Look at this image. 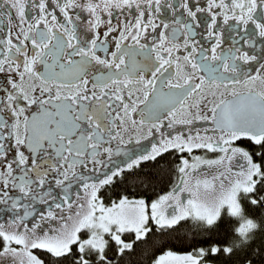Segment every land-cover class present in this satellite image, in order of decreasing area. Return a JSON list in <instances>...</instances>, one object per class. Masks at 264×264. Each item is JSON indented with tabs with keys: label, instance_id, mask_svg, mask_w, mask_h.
Here are the masks:
<instances>
[{
	"label": "snow or ice",
	"instance_id": "obj_1",
	"mask_svg": "<svg viewBox=\"0 0 264 264\" xmlns=\"http://www.w3.org/2000/svg\"><path fill=\"white\" fill-rule=\"evenodd\" d=\"M138 252L264 264V0H0V264Z\"/></svg>",
	"mask_w": 264,
	"mask_h": 264
},
{
	"label": "trees",
	"instance_id": "obj_2",
	"mask_svg": "<svg viewBox=\"0 0 264 264\" xmlns=\"http://www.w3.org/2000/svg\"><path fill=\"white\" fill-rule=\"evenodd\" d=\"M162 166L164 168L163 171H160L156 168L147 167L145 168V171H154L156 172L158 179L155 182V187L157 191H161L162 189H165L168 183V167L166 164H163ZM196 231V229L191 224H185L182 222V226H178L177 230L175 232H172L169 236L164 237L166 243L169 244V246L174 247L176 250H183L187 247L188 244L193 242V233ZM145 246L142 245L141 248H144ZM132 261H136L137 264H139L140 261L143 262V264H148V256L144 255L141 252H138L135 256L129 258Z\"/></svg>",
	"mask_w": 264,
	"mask_h": 264
},
{
	"label": "flooded vegetation",
	"instance_id": "obj_3",
	"mask_svg": "<svg viewBox=\"0 0 264 264\" xmlns=\"http://www.w3.org/2000/svg\"><path fill=\"white\" fill-rule=\"evenodd\" d=\"M202 2H203V0H202Z\"/></svg>",
	"mask_w": 264,
	"mask_h": 264
}]
</instances>
